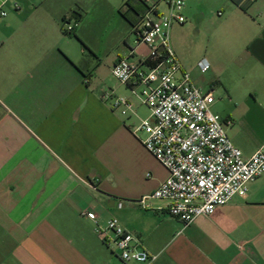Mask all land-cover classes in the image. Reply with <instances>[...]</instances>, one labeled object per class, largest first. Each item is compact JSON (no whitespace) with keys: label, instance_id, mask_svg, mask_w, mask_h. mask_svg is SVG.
Segmentation results:
<instances>
[{"label":"crops","instance_id":"crops-1","mask_svg":"<svg viewBox=\"0 0 264 264\" xmlns=\"http://www.w3.org/2000/svg\"><path fill=\"white\" fill-rule=\"evenodd\" d=\"M204 1L184 0L185 22L209 19ZM213 1L220 20L210 39L226 49L206 56L205 73L183 68L202 91L217 92L211 111L230 121L227 137L248 159L264 147V0ZM0 7V264H137L104 245L83 211L138 236L155 256L150 264H264V175L187 226L168 214L166 200L133 203L167 171L136 131L144 106L101 75L120 58L147 57L135 30L147 9L166 11L163 0H0ZM65 19L76 24L71 35ZM110 92L128 98L132 112L113 110L103 98Z\"/></svg>","mask_w":264,"mask_h":264},{"label":"built area","instance_id":"built-area-1","mask_svg":"<svg viewBox=\"0 0 264 264\" xmlns=\"http://www.w3.org/2000/svg\"><path fill=\"white\" fill-rule=\"evenodd\" d=\"M166 11L156 14L147 9L136 27L138 43L148 49L145 59L133 62L120 58L111 68L112 76L147 108L136 131H142L144 149L167 171V177L149 195L133 201L147 206L149 199L168 201L167 212L184 226L199 216H209L234 196H244L249 182L264 175V147L248 159L227 137L223 122L212 113L211 92L196 86L170 47L169 32L182 25L184 0H163ZM6 13L1 10L0 16ZM76 24L67 19L62 30L72 33ZM201 73L209 69L202 59ZM111 100L113 110L122 115L132 112V104L111 92L103 96ZM122 202H118L121 208ZM95 224L100 241L118 252L124 263L150 264L155 256L144 248L140 238L121 227L115 218L100 226L96 216L81 212Z\"/></svg>","mask_w":264,"mask_h":264},{"label":"rangeland","instance_id":"rangeland-1","mask_svg":"<svg viewBox=\"0 0 264 264\" xmlns=\"http://www.w3.org/2000/svg\"><path fill=\"white\" fill-rule=\"evenodd\" d=\"M205 1L210 4L207 13L210 12L212 14L205 23H202L203 20H196L194 22L192 20L186 19V22L182 25H173L169 32L170 45L172 46L181 65L184 66L186 70L190 72V74L191 71L197 68L198 63L203 58L206 59V56H210L218 50L226 49L224 44L215 43L217 45H214L213 40L210 39L212 29L215 27L220 18L215 13L217 8L215 1ZM160 7L163 9L162 4ZM101 76L103 78L104 84L109 88L119 85L122 86L112 76V74H110L109 69L106 67L102 70ZM201 77V75L198 76V78ZM213 95L215 98H218L219 96L217 92L213 93ZM141 114L143 117H145L147 114H149V111L147 108L143 107L141 109Z\"/></svg>","mask_w":264,"mask_h":264},{"label":"trees","instance_id":"trees-1","mask_svg":"<svg viewBox=\"0 0 264 264\" xmlns=\"http://www.w3.org/2000/svg\"><path fill=\"white\" fill-rule=\"evenodd\" d=\"M63 32H64V34L71 35V33H67V32H65V31H63Z\"/></svg>","mask_w":264,"mask_h":264}]
</instances>
